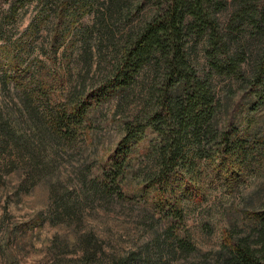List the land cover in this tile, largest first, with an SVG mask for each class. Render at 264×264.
Segmentation results:
<instances>
[{
  "label": "rangeland",
  "instance_id": "obj_1",
  "mask_svg": "<svg viewBox=\"0 0 264 264\" xmlns=\"http://www.w3.org/2000/svg\"><path fill=\"white\" fill-rule=\"evenodd\" d=\"M118 1L0 0V264H222L227 236L264 244V97L248 87L261 47L251 30L240 67L211 75L223 117L250 137L246 168L230 186L207 167L204 199L184 203L176 237L134 189L154 169L156 134L136 146L122 195L104 175L126 122L147 107L153 75L99 101L71 132L53 127L59 106L105 84L152 13L146 0ZM191 45L205 76L206 39Z\"/></svg>",
  "mask_w": 264,
  "mask_h": 264
},
{
  "label": "trees",
  "instance_id": "obj_2",
  "mask_svg": "<svg viewBox=\"0 0 264 264\" xmlns=\"http://www.w3.org/2000/svg\"><path fill=\"white\" fill-rule=\"evenodd\" d=\"M146 1L152 13L127 39L109 79L87 95L73 96L59 106L52 125L71 132L87 121L99 101L117 93L124 96L143 72L153 75L147 107L142 116L126 122L124 137L107 157L104 175L122 195L129 186L136 146L148 133L156 134L154 169L134 189L170 220L168 229L175 236L185 218L184 203L204 199L207 167L217 170L216 178L230 186L237 185L246 168L250 137L234 118L223 117V99L213 89L211 75L213 71L231 75L240 67L245 49L239 42L251 30L261 50L248 87L256 97H264V0ZM195 37L206 39L211 71L205 76L192 60ZM233 44L237 46L230 55ZM263 250L264 244L257 248L248 238L233 241L227 236L220 254L222 264H264Z\"/></svg>",
  "mask_w": 264,
  "mask_h": 264
}]
</instances>
